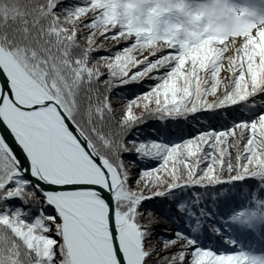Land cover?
<instances>
[{
	"label": "snow or ice",
	"instance_id": "1",
	"mask_svg": "<svg viewBox=\"0 0 264 264\" xmlns=\"http://www.w3.org/2000/svg\"><path fill=\"white\" fill-rule=\"evenodd\" d=\"M150 2L0 0V264H264V7Z\"/></svg>",
	"mask_w": 264,
	"mask_h": 264
},
{
	"label": "trees",
	"instance_id": "2",
	"mask_svg": "<svg viewBox=\"0 0 264 264\" xmlns=\"http://www.w3.org/2000/svg\"><path fill=\"white\" fill-rule=\"evenodd\" d=\"M187 3L192 6L193 9L196 8L194 0H187ZM174 8L175 4L173 3V0H151L150 3H145L144 5V10L148 15H154L158 17L161 24L171 21V27L175 28L177 32L183 28L186 32L190 33L193 31L192 26L197 29L200 28V24L197 20V18H200V16L198 13H196V11H185L183 14H181L180 10L167 11L168 9ZM186 17H188V19H186ZM211 24L212 21L204 24L202 30L199 32V35H203L205 32H208L211 28ZM217 47H219V45H217ZM249 52L253 53L254 55L261 56V63L264 64V46H262V44L256 39L253 40L252 45L249 48ZM206 53V46H202L201 48L197 49V55H204ZM261 71H264V69ZM233 213L234 215L231 216V219L234 222L242 224L262 222L264 221V198H249L243 203L237 205L236 208L233 209ZM240 213H243V215L241 216ZM240 246L242 245L237 242L235 250L244 251V249H241ZM258 248H260V245L256 244V249Z\"/></svg>",
	"mask_w": 264,
	"mask_h": 264
},
{
	"label": "rangeland",
	"instance_id": "3",
	"mask_svg": "<svg viewBox=\"0 0 264 264\" xmlns=\"http://www.w3.org/2000/svg\"><path fill=\"white\" fill-rule=\"evenodd\" d=\"M262 33H264V26H262L258 31H257V36L259 37L260 36V38L262 39H264V35H261ZM104 43L106 44V46H110L111 45V43L112 42H110V41H104ZM227 47L230 49V42H229V44L227 45ZM247 47V43H246V41L244 40V42H243V49H245ZM230 52V51H229ZM222 75H223V73H222Z\"/></svg>",
	"mask_w": 264,
	"mask_h": 264
},
{
	"label": "bare ground",
	"instance_id": "4",
	"mask_svg": "<svg viewBox=\"0 0 264 264\" xmlns=\"http://www.w3.org/2000/svg\"><path fill=\"white\" fill-rule=\"evenodd\" d=\"M234 47H235V43H234V41L230 42V49H232V48H234ZM241 47H242V46H241ZM228 55L231 56V55H232V52L230 51V52L228 53Z\"/></svg>",
	"mask_w": 264,
	"mask_h": 264
}]
</instances>
